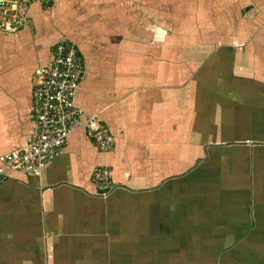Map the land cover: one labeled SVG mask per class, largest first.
Instances as JSON below:
<instances>
[{
    "label": "crops",
    "instance_id": "crops-1",
    "mask_svg": "<svg viewBox=\"0 0 264 264\" xmlns=\"http://www.w3.org/2000/svg\"><path fill=\"white\" fill-rule=\"evenodd\" d=\"M0 32V156L36 130L55 45L81 123L39 173L0 177V264H264V0H53ZM109 167L103 194L93 171Z\"/></svg>",
    "mask_w": 264,
    "mask_h": 264
},
{
    "label": "built area",
    "instance_id": "built-area-1",
    "mask_svg": "<svg viewBox=\"0 0 264 264\" xmlns=\"http://www.w3.org/2000/svg\"><path fill=\"white\" fill-rule=\"evenodd\" d=\"M52 0H0V32L16 35L27 25L26 9L36 5L50 8ZM84 76V65L76 47L68 40L54 49L52 59L35 73L32 92V114L36 130L31 141L23 148L0 156V177L8 179L14 173L36 174L42 166L65 148L69 137L80 127L101 153L113 146L112 135L95 118L81 123L82 112L75 99ZM109 167L93 171L92 182L103 194L109 191Z\"/></svg>",
    "mask_w": 264,
    "mask_h": 264
},
{
    "label": "trees",
    "instance_id": "trees-1",
    "mask_svg": "<svg viewBox=\"0 0 264 264\" xmlns=\"http://www.w3.org/2000/svg\"><path fill=\"white\" fill-rule=\"evenodd\" d=\"M52 3H53V0H52V2H51V5H52ZM51 5H50V7H51ZM50 9V8H49ZM48 9V10H49ZM65 40V39H64ZM66 40H68V41H70L71 43H73L71 40H69V39H66ZM63 41V40H62ZM58 45V44H57ZM57 45H55V46H57ZM73 45L76 47V45L73 43ZM54 49H55V47H54ZM76 49H77V47H76ZM77 51H78V53H79V55H80V57H81V54H80V52H79V50L77 49ZM53 52H54V50H53ZM52 56H53V53L51 54V59H52ZM80 87V86H79ZM79 90V89H78ZM32 92H33V89H32ZM77 93H78V91H77ZM76 97H77V94H76ZM76 100V99H75ZM31 105H32V93H31ZM83 131H84V134H85V137H86V139L87 140H89L90 142H92L87 136H86V133H85V130L83 129Z\"/></svg>",
    "mask_w": 264,
    "mask_h": 264
}]
</instances>
